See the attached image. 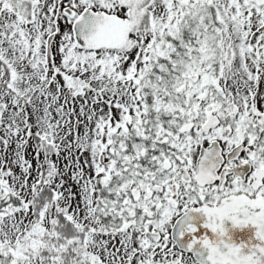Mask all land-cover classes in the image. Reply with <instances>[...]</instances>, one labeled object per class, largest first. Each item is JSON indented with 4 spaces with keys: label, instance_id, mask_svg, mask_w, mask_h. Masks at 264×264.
I'll return each instance as SVG.
<instances>
[{
    "label": "snow or ice",
    "instance_id": "snow-or-ice-1",
    "mask_svg": "<svg viewBox=\"0 0 264 264\" xmlns=\"http://www.w3.org/2000/svg\"><path fill=\"white\" fill-rule=\"evenodd\" d=\"M0 264H264V0H0Z\"/></svg>",
    "mask_w": 264,
    "mask_h": 264
}]
</instances>
